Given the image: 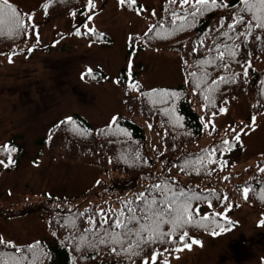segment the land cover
<instances>
[{"label":"rangeland","instance_id":"obj_1","mask_svg":"<svg viewBox=\"0 0 264 264\" xmlns=\"http://www.w3.org/2000/svg\"><path fill=\"white\" fill-rule=\"evenodd\" d=\"M11 1L35 9L40 8L43 2ZM67 1L70 8L86 10L90 7L83 0ZM125 1L139 2L142 6L134 8L128 2L123 4ZM161 2L96 0L90 14L70 11L48 20L40 11L34 17L39 29L35 48L32 46L27 51L0 55V145L12 143L23 147L17 166H7L10 157L5 158L4 165L0 166V207L16 209L26 202H43L42 195L73 197L84 191V196H79L77 203H96L101 209L115 199V196L105 199L96 195L85 196L91 193L88 191L97 180L102 178L93 190L95 192L110 185L117 173H105L103 166L71 160L77 158L74 150H69L65 156L59 148L50 147L48 142L42 144V141L50 123L59 118L78 114L90 122L98 134L116 113H127L124 99L130 100V96H125L120 84L116 83L122 67L128 72L138 70L139 81L148 87L178 86L183 82L178 52L156 50L150 46L142 49L135 43L130 46L131 52L126 54L127 39L135 36L137 41V37L145 34L150 23L149 11L154 6L159 10ZM181 31L171 32L169 41L182 39L180 35H192L193 32L191 28H182ZM96 32H100V38L91 36ZM105 37L107 41L101 44ZM91 69L104 72L107 79L94 83L81 76L84 70ZM40 93H46L45 101L40 99ZM185 93L194 99V109L203 114V105L196 101L200 100L196 91L187 86ZM248 114L246 97L237 96L227 100L219 115L208 116L207 122L223 127L236 121L244 122ZM131 117L144 129L148 144H153L156 138L150 129L152 120L146 115L144 119L140 114H131ZM207 127L204 124V129ZM108 131L107 127L104 133ZM57 140L59 137L53 138L51 144ZM239 141V151L223 156L229 161L230 171H243L254 166L259 153L264 152V110L254 113L250 122L243 125ZM128 142L124 141L120 147L124 153ZM94 162L99 163L98 160ZM106 164L111 167V160L108 159ZM129 185L130 191H135V185ZM234 193L237 205L230 199L227 202L229 208L220 210L235 223L233 229L217 237L202 231L200 241L193 239L153 253L144 264H264V208L247 201L245 187ZM113 202L116 210L118 201ZM156 210L159 211L158 208ZM41 219L36 213L11 220L0 217V238L22 242L43 235ZM10 222L15 224L10 226ZM126 229L127 226L117 230L112 242L116 237L126 236ZM140 231L135 226L130 234L139 237ZM106 246L100 241L93 248L90 259L95 264L96 259H103ZM108 261L112 263L111 259Z\"/></svg>","mask_w":264,"mask_h":264},{"label":"trees","instance_id":"obj_2","mask_svg":"<svg viewBox=\"0 0 264 264\" xmlns=\"http://www.w3.org/2000/svg\"><path fill=\"white\" fill-rule=\"evenodd\" d=\"M211 1L199 0L193 3L191 11H196L208 19L193 18L195 29L192 35H180L185 40V44L180 47L196 50V58L189 67L187 80L188 86L200 96L206 114L216 113L225 96L246 92L243 89L252 85L255 79L259 80L260 86H264V69L257 70L247 65L240 50V47L251 46L264 50V21L254 18L246 10L247 5H243L242 0L225 2L221 10ZM67 2L49 0L50 5L55 8H60L62 3L67 5ZM23 18L24 14L18 6L0 0V35L5 44H12L16 40L12 34L18 33L16 27H19ZM179 24L176 19L160 18L151 33L156 36L159 44L173 46L169 43L168 35L172 30L181 33ZM199 35L203 38L196 39ZM212 42H218V45L214 46ZM238 65H245V69L237 70ZM256 73L259 76L257 78ZM136 106L143 117L146 115L152 120L151 130L162 133L167 139L168 153L176 152L180 145L183 148L188 144L189 150L183 148L184 153L176 160L184 169L187 178L208 182L218 168L223 166L221 153L234 144L224 146L222 141L214 138L212 145L207 149L195 147L202 135L201 122L183 89L157 87L152 90H140ZM83 126L87 134L77 143V156L91 162L108 158L111 160V170L121 174L110 182V185L99 188L98 195L123 194L135 177L142 176L149 181L152 176H161L160 179L149 182L140 198H123L126 202L119 211L118 220L110 221L111 212L106 216H98L93 212V208L82 213L73 211L83 221L85 232L104 229L110 222L113 227L122 224L129 225L130 228L137 226V229L141 230L139 237L133 236L132 233L127 235L121 247L125 248V253L121 258L111 257L112 263L136 264L150 250L169 246L177 237L187 232H219L229 226L230 223L217 213V209L227 205L231 197L230 192L220 188L202 189L189 183L176 187L177 180L165 173V168L169 165L165 162L162 163V173L153 174V162L145 146L143 130L139 126L122 120L120 124L115 125L113 122L106 126L98 134L88 125ZM107 127L109 131L105 134ZM216 134L214 130L213 135ZM126 140L129 142L124 153L120 147ZM257 167L255 171L248 169L245 178L223 177L217 180L216 187L221 186V182L233 187L245 184L250 188L247 193L248 201L264 207V160L258 161ZM97 187H93L91 192H95L93 190ZM28 211L33 209L23 210ZM86 244L83 248L91 252L87 254V257H90L95 246ZM78 246L80 245L73 243L63 248L69 255L82 249L81 245L77 250ZM51 250L49 247V253H39L23 248L8 251L0 249V264H49V256H54L59 263L65 264V252L62 249L57 250L56 247H53L54 252L50 253Z\"/></svg>","mask_w":264,"mask_h":264}]
</instances>
